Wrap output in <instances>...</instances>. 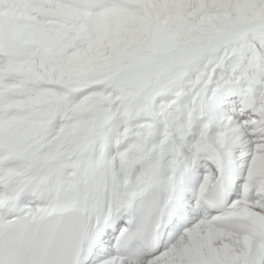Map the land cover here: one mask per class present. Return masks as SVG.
Returning <instances> with one entry per match:
<instances>
[{
	"label": "snow or ice",
	"instance_id": "snow-or-ice-1",
	"mask_svg": "<svg viewBox=\"0 0 264 264\" xmlns=\"http://www.w3.org/2000/svg\"><path fill=\"white\" fill-rule=\"evenodd\" d=\"M0 264H264V0H0Z\"/></svg>",
	"mask_w": 264,
	"mask_h": 264
}]
</instances>
